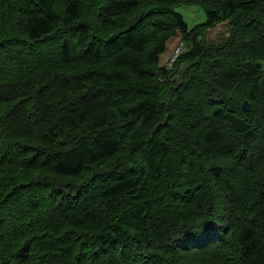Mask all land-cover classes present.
Returning <instances> with one entry per match:
<instances>
[{"label":"trees","instance_id":"obj_1","mask_svg":"<svg viewBox=\"0 0 264 264\" xmlns=\"http://www.w3.org/2000/svg\"><path fill=\"white\" fill-rule=\"evenodd\" d=\"M0 264H264V0H0Z\"/></svg>","mask_w":264,"mask_h":264},{"label":"rangeland","instance_id":"obj_2","mask_svg":"<svg viewBox=\"0 0 264 264\" xmlns=\"http://www.w3.org/2000/svg\"><path fill=\"white\" fill-rule=\"evenodd\" d=\"M174 8L175 11L179 12L183 16L184 20L186 21L189 27L196 26L205 21V15L201 8L192 5H183V4L177 5ZM205 34L208 37L207 39L210 41H220L228 36L229 28L225 22H221L216 24L215 26L206 29ZM254 36H255L254 39L256 38L257 40L256 37L257 35L254 34ZM260 50L262 51L263 49L260 48ZM181 51H182L181 49H178L174 53L173 59L169 64V68L172 67L173 63L175 62L177 56L180 55ZM249 109H250V105H249Z\"/></svg>","mask_w":264,"mask_h":264},{"label":"bare ground","instance_id":"obj_3","mask_svg":"<svg viewBox=\"0 0 264 264\" xmlns=\"http://www.w3.org/2000/svg\"><path fill=\"white\" fill-rule=\"evenodd\" d=\"M252 106V105H251ZM81 108V107H80ZM246 112H248V111H246ZM89 113V112H88ZM85 118V117H84ZM96 128V127H95ZM101 128H103V127H101ZM92 129V131H94V129L93 128H91ZM100 129V128H99ZM154 129V128H153ZM103 130H106V127L103 129ZM92 131H91V135H92ZM96 131H97V129H96ZM99 131V130H98ZM97 131V132H98ZM101 132V131H100ZM106 132V131H105ZM95 133V135H97L96 134V132H94ZM101 134V133H100ZM96 138H98V137H96ZM203 182V181H202ZM201 190V189H200ZM195 201V200H194ZM69 204V203H68ZM69 205H71V204H69ZM72 206V205H71ZM70 210V209H69ZM67 211V210H66ZM91 239V238H90ZM221 241V240H220ZM214 244H216V243H214ZM83 257V256H82ZM80 261H81V259H80Z\"/></svg>","mask_w":264,"mask_h":264},{"label":"water","instance_id":"obj_4","mask_svg":"<svg viewBox=\"0 0 264 264\" xmlns=\"http://www.w3.org/2000/svg\"><path fill=\"white\" fill-rule=\"evenodd\" d=\"M242 107L246 110V111H248L249 110V103H248V101H243V103H242Z\"/></svg>","mask_w":264,"mask_h":264}]
</instances>
